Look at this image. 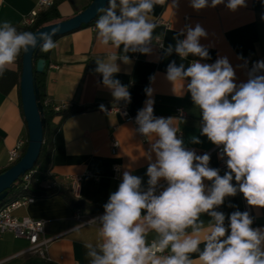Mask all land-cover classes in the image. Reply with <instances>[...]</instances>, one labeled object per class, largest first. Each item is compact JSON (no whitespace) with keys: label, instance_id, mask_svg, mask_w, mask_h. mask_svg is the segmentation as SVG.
I'll return each mask as SVG.
<instances>
[{"label":"clouds","instance_id":"1","mask_svg":"<svg viewBox=\"0 0 264 264\" xmlns=\"http://www.w3.org/2000/svg\"><path fill=\"white\" fill-rule=\"evenodd\" d=\"M163 3L165 0H109L96 21L98 42L122 53L95 60L94 69L117 102L131 101L127 86L115 78L120 71L117 60L129 64L128 53H151L153 40L159 38L153 36L156 24L149 14ZM221 4L225 0H191L190 6L199 11ZM172 6L177 7L178 0H172ZM225 6L235 12L247 5L246 0H227ZM58 31L18 32L7 21L0 24V75L16 63L22 51L54 49L53 36ZM180 35L184 38L169 45L166 54L175 52L181 60L190 55L200 59L187 67L169 63L166 78L173 84L183 82V93H190L200 110V135L221 148L219 158H226L228 171L221 176L219 169L209 166V154L187 149L172 117L154 116L153 90L146 88L149 99L135 122L139 134L155 137L150 145L155 160L147 167V187L142 186L141 177L123 172L103 214L88 221L100 224L99 241L95 246L85 244L90 264H194L193 253H198L199 264H264V228L252 227L254 218L239 210L228 215L226 225L225 213L217 210L225 198L238 193L248 206L264 209V74H260L264 61L254 63L248 80L237 84L226 57L211 64L201 62L211 57L200 44L207 32L199 24L187 26L186 35L184 31ZM191 142L201 141L193 137ZM162 180L166 186L157 191ZM206 180L211 184L206 186ZM202 214L210 218L207 226ZM149 233L156 236L151 244L147 242Z\"/></svg>","mask_w":264,"mask_h":264},{"label":"crops","instance_id":"2","mask_svg":"<svg viewBox=\"0 0 264 264\" xmlns=\"http://www.w3.org/2000/svg\"><path fill=\"white\" fill-rule=\"evenodd\" d=\"M54 1H59L60 21H63L81 13L93 0ZM190 3L191 0H178V6L173 7L172 0H165V3L155 5L149 18L156 24L153 36L162 41V48L154 39L150 54L130 52L127 54L131 61L129 64L117 60L120 71L115 78L127 86L130 93L131 101L127 102L130 115H137L145 106L149 99L145 89L151 88L154 116L172 117L184 146L198 155L209 154V166L219 169L223 176L228 171L226 158L220 159L221 148L200 135V110L194 106L190 93H183V82L173 84L166 78L169 63L175 61L177 65L183 63L187 67L200 58L190 55L181 60L175 52L167 55L166 49L169 45L174 46L178 38H184L180 33L184 31L186 35L187 26L194 28L199 24L207 32V37L201 38L200 44L208 48L211 57L201 62L211 64L226 57L235 70V82H246L253 64L264 61V0H246L247 6L235 12L225 6L227 0L215 8L206 7L199 11ZM38 9L37 0H0V24L7 21L19 28ZM95 25L54 39L56 47L48 52L42 80L45 98L55 106H95L64 121L53 138L50 173L60 186L69 189H72V179L80 177L75 198L88 204L99 201L96 204L103 207L122 182L124 171L141 177L142 186L147 187V167L155 160L154 153H150V145L155 137H147V142H142L132 124L125 122L118 113L106 111L125 101H115L111 91L102 85V76L94 71L97 67L95 60L122 53L105 48L98 42ZM8 70L19 72L18 58ZM19 86H13L6 93L0 90V172L10 167L9 151L20 141L26 145L28 140ZM178 109L184 111V117H176ZM193 137H199L201 142L192 143ZM111 139L119 143L115 156L110 151ZM115 164L120 167L116 177L112 170ZM205 184L207 186L211 182L206 180ZM165 186L166 182L162 180L161 189ZM217 210L225 213L226 225L228 215L239 210L248 211L254 218L252 227L264 228V209L248 206L241 193L225 198ZM103 212L104 208L76 211L60 196L36 199L34 203L15 210L13 216L19 220L30 218L46 222L44 237L50 242L45 249V257L29 252L27 240L5 233L0 235V264H90L85 244L95 246L99 241L100 224L96 221L80 227V222L99 217ZM201 220L207 226L210 218L202 214ZM76 227H79L78 231L73 230ZM155 238V233H149L147 242L151 243ZM203 248L201 243L200 249ZM191 259L194 264H199L198 253L191 254Z\"/></svg>","mask_w":264,"mask_h":264},{"label":"trees","instance_id":"3","mask_svg":"<svg viewBox=\"0 0 264 264\" xmlns=\"http://www.w3.org/2000/svg\"><path fill=\"white\" fill-rule=\"evenodd\" d=\"M92 2V1H91ZM109 3V2H108ZM105 7L104 10L108 7ZM90 2L86 5L85 8L89 6ZM59 1H54L50 7L40 9L37 12V15L34 19V23L31 26H20L16 28L18 32H36L38 29L53 24L61 20V16L58 10ZM104 10L96 17V19L89 25H95L98 18L104 14ZM59 37V36H58ZM57 38V37H56ZM55 38H53L54 40ZM43 59L45 63L48 60V52L39 51L36 59L34 60V66L37 60ZM19 61V72L15 73L9 70H6L1 76L0 81V90L2 93H6L13 86H19V79L21 75L22 68V52L18 56ZM43 76L44 74H37L34 70V84L39 91V100L38 103L42 107L41 117L44 120L43 124V142L40 150V154L36 164L31 170L32 176L30 178L29 184L26 187H23L21 180H18L12 188L8 191L7 197L0 202V209L10 202L16 200L19 196L26 194L33 196L37 199L51 198L54 196L62 197L74 210L76 211H93L100 210L103 207H98L95 201L92 204L85 203L80 199L75 198L73 195L72 189L63 188L56 181L55 177L51 175V165H52V154H53V138L60 130L62 124L68 118L75 116L77 114L86 112L88 110L94 109L92 107H80L77 105H72L58 112H55L50 105H45L46 100L43 92ZM27 147V143L23 148L20 158L24 155ZM11 167V166H10ZM10 167L0 172V175L6 172Z\"/></svg>","mask_w":264,"mask_h":264},{"label":"water","instance_id":"4","mask_svg":"<svg viewBox=\"0 0 264 264\" xmlns=\"http://www.w3.org/2000/svg\"><path fill=\"white\" fill-rule=\"evenodd\" d=\"M108 2L109 0H93L86 9L74 17L44 26L34 33H51L53 29L58 28L59 31L53 36V38H56L76 32L83 27L89 26L105 9ZM39 51V48L35 50L29 49L26 54L22 51L19 87L22 112L28 134L27 147L19 161L0 175V202L7 197L8 191L20 177L33 169L40 154L43 142L44 120L41 117L42 107L38 103L39 91L34 84L33 74L34 70L37 74L43 73L46 63L43 59H39L34 66L33 63Z\"/></svg>","mask_w":264,"mask_h":264},{"label":"built area","instance_id":"5","mask_svg":"<svg viewBox=\"0 0 264 264\" xmlns=\"http://www.w3.org/2000/svg\"><path fill=\"white\" fill-rule=\"evenodd\" d=\"M38 1V11L43 8L50 7L53 4V0H37ZM35 11L30 14L24 21L23 26H31L34 23V19L37 15V12ZM165 26H168L165 23ZM157 45L159 48H162V41L159 39H155ZM137 54H140L139 52H136ZM45 105H50L55 112H58L62 109L67 108L66 106H55L51 104L49 101L45 100ZM107 112H116L118 113L125 122L130 123L134 126L135 130L138 128V125L135 122V118L137 115H130L128 112V106L127 102L120 103L114 107H110L106 109ZM185 116V113L182 109H178L176 111V117L182 118ZM155 117H164V116H155ZM168 118V117H165ZM137 132V131H136ZM137 135L142 140V142H147V137L142 136L137 132ZM110 151L111 155L115 156L117 154V150L119 147L118 141L115 139H111L110 143ZM25 147V143L23 141H20L16 147H14L12 150L8 153V163L10 166L17 163L20 159L21 152L23 148ZM113 173L115 177L118 175L120 171L119 165H113L112 167ZM32 176V172H27L23 176L20 177L19 180H21V184L23 187H26L29 184L30 178ZM81 178L80 177H74L71 181L72 184V192L74 196H77L79 184H80ZM162 190L161 187L157 189V191ZM37 198L23 194L19 196L16 200L10 202L9 204L5 205L3 208L0 209V235L5 233H11L15 236V238L25 239L29 243V252L38 254L39 257L44 258L45 249L50 242L49 239H46L44 237L45 233V221L43 220H33L30 218H24V219H16L13 216V213L15 210L24 208L36 201ZM79 219V217H77ZM91 219H88L87 221H81L80 224L87 225L91 224L88 223V221ZM151 244V243H149ZM164 254H167L166 252Z\"/></svg>","mask_w":264,"mask_h":264}]
</instances>
